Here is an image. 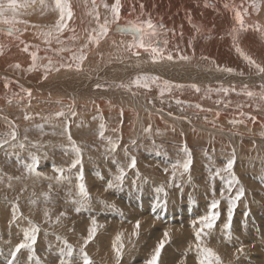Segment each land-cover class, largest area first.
<instances>
[{
	"label": "rangeland",
	"instance_id": "374dc122",
	"mask_svg": "<svg viewBox=\"0 0 264 264\" xmlns=\"http://www.w3.org/2000/svg\"><path fill=\"white\" fill-rule=\"evenodd\" d=\"M34 24H36V23L34 22ZM51 24L52 23H49L48 27ZM4 48H3V50L5 51ZM41 52L42 51L40 50L39 53L43 54V52L42 53ZM4 53H7V52L5 51ZM109 57L112 58V59L115 58L113 56H109ZM43 59H42V62H43ZM112 59H110V61H112ZM45 60H47L46 57H45ZM24 65L25 64H22L21 66L23 68H25ZM109 69L111 70L110 65L106 66V67H103L100 70V72L98 70L91 71V72H90V70H86L87 73L89 72L88 73L89 77H91V79L93 80V85L95 87L93 86V88H91V89L94 92L96 97H93L92 99H90L92 103L89 102L90 100L89 101L88 100L87 101L86 100L82 101L81 103L83 104V102H84V104H85V105L82 106L83 109H85L88 106V104L90 105V106L87 107L89 109L88 110L89 112H90V110L92 111L93 109H97V111H99V109L97 107H101L102 106L100 111H99V112L102 111V114H103V112H106L107 110L112 112V110L117 111V110H121L122 109V108H118L120 105L117 107L118 109L117 108L116 109H110L109 106L107 107L108 103L111 102L110 100H113V99L117 98L116 90L119 87H117L116 84H118V82L120 83V81H121V80H115L114 81V80L104 79L103 76H102L103 73H104L103 71H107ZM30 73L31 74L32 73L33 74L43 73V69L42 68H38L37 70L32 71ZM153 76H155V75H153ZM100 78H101V80H100ZM133 79H131V80H133ZM131 80H126L124 83L127 84ZM15 81H17V80H15ZM95 82H98V83L102 84L103 87L97 88ZM104 82H105V84H104ZM4 88H5V85H4ZM112 89H115V90H112ZM123 89H125V88H123ZM152 89H153V90H151L152 92L151 91H147V90H146L147 92H145L144 89H141V91H140V89H136L133 86V88L131 90H127V89H125V90H127L129 93L131 91L132 94L137 92L136 94H138V95L135 94L136 95L135 97L138 98V100H141V101L146 99V100L143 101L144 103L141 102V101L140 102L142 104H144V105L146 104L147 106H150V107L152 106L153 108L158 105V108L161 109L160 105L157 104V102H155L154 100H156V101L158 100L159 101L158 103H161L160 101L163 100L162 101L163 104L161 103L162 104L161 105L162 109L164 108L163 110L166 113L169 111L167 114L172 113V117H180V115H181V117H185L184 113L186 112L187 113L186 117L190 116L189 119L192 117L191 118L192 120L198 121V119L197 120L193 119V118H195V112L191 110L190 106H189V108L185 107V110L186 109L187 110L190 109L189 111L191 113L188 112L187 110L186 111L184 110V113H183V110L181 112V109H184L183 108L184 106H180V108H181L180 109L175 104L176 100H174V99L177 98L179 95L180 96L178 98H182L183 97L184 99H186L185 101L188 102L186 104L187 106L189 104H195V102L193 103L192 101H190V95H188L189 93L185 94V92L184 93L183 92L182 93L181 92H179V93L175 92V94L173 93V95H169L171 93H165L164 99H163V97H161L162 99L160 100V98H159L160 96H158L159 89L156 88L155 86H153ZM175 89L176 88H174V91H175ZM9 90H11V88L7 89L6 92H8ZM13 90L16 93L20 92L19 90L18 91L15 90V89H13ZM31 90H32V93H37V92H34V91H37L38 89L37 90L36 89L35 90L31 89ZM38 91H40V90H38ZM176 91H183V90L177 89ZM40 92H42V91H40ZM148 92H150L149 93L150 96H149ZM42 93H40V94L44 95V92H42ZM139 93L145 94V95L143 96V95H141ZM101 94H104V95L102 96ZM167 94H168V96H167ZM127 95H128V93L124 94L123 98H126V97L128 98ZM132 96L133 95H130V97L128 99L129 100L136 99V98H134ZM142 96H143V98H142ZM146 96L148 97V99L150 97V102L154 101L153 103L155 104V106L152 104V102L149 104V100L147 99ZM156 96H158V97H156ZM170 96H171V98H170ZM203 96H204V94L199 96V99H203L202 98ZM36 97H37L36 94H33L31 100H35ZM61 97H62V100H64V99L68 100L67 97H64V96H61ZM172 97H174V98H172ZM10 98H11V103H9V101H8V103L11 104V105H15V103L13 102L12 97H10ZM37 98L40 101V98L39 97H37ZM187 98H189V99H187ZM212 98L213 99H211V100L215 101L216 99H220V96L217 97V98H215V97H212ZM99 99H101L102 101L99 100ZM165 99H167L168 101H166ZM38 100L34 101V102L36 104L37 103L41 104V101L39 102ZM207 100H209V99H207ZM225 100H227V98ZM228 100H231L233 102L232 98H228ZM167 102L168 103L172 102L173 109H174V110L172 109L173 111L171 110L172 112L170 111L171 105L168 106ZM35 103H33V104H35ZM102 104H105V105H102ZM37 105H39V104H37ZM80 106H81V104H79L78 106L76 105V108L79 107L80 109H82V107H80ZM105 106H106V108H104ZM128 106L127 107L124 106L123 109L124 110L126 109L128 111L130 110L131 112L133 110L134 113L136 112L135 116H137L136 117L137 120H134L136 122L137 121L140 122V120L138 118L139 113L140 114L143 113L142 117L144 115V119H145L146 113L149 114V112H151L150 111V107L148 108V110H146V108L141 110V109H136L133 105H128ZM130 107H131V109H130ZM165 107H166V109H165ZM105 109H107V110L105 111ZM175 109L179 110L180 114ZM41 110H44V111L40 112V113H42L41 115L38 114L36 117L34 116L33 120H29V122L23 123V126L21 124V126L19 127L20 131L18 130V133H19L20 138H22L23 135L25 134L24 130L26 128L30 129V131H28V133H27V135L29 136L30 140L39 141L41 143L44 142L43 144H45V147L43 148V150H40V151L37 152V154L41 156V161H40V165H39L38 171L44 173L45 176H49V175L50 176H55L57 174L53 171V164H56L57 166L67 167L68 164H70V162H71L70 159L73 158V155L71 153L65 154L63 152V150L59 147V145H61V144H67L68 143L67 137L63 136V135H59V134L51 135L50 133L53 130L51 125H48V124L45 125V132H47L49 134L48 135H44V136H41L40 132L37 131L35 129V127H33L35 124L43 123V121H41V117H44V116H47V115L50 114L48 109L45 110V108H43ZM166 110H168V111H166ZM212 110L215 111V109H212ZM85 111H87V110H85ZM97 111L93 110L92 112H90L92 115L90 114L89 118L90 117H92V118L88 119V122L90 121L92 124H90V122L88 124L86 121H84L83 118L79 119L80 118L79 116H75V118L77 117L78 119L77 118L75 119L73 117L72 118V122H74V123H71V126H72V124L75 126V124L77 123V125L74 128H73V126L71 128L72 138L77 142V144H79L83 148V159H84L83 161H84V172H85L86 182L87 183H88V181L91 182V183L89 182L87 185L89 186L88 189H89L90 195L92 197V200H91L92 204H90L89 209L83 210L80 213L75 212V210H74L75 206L70 203L69 198L67 199V196H66L68 191H69V189H72L73 190L72 192L75 195V191L76 190L74 191L75 187L73 186L77 182L76 180H74L75 178H73L74 183H73V180H72L73 184L72 183L69 184L67 182H63L61 184H57L54 180H53L54 181L53 182V181H49L47 179L40 178V177L36 178V177H34V175H27V173L24 172L25 171L24 168L17 161L15 156L8 157V156L5 155L3 150H0V163H1L0 164V175L6 174V175H4V179L0 180V203H1V206H0V255L1 256H0V258L1 259L3 258L0 261V264H4L6 262L8 264V260L10 258H9V255L6 256L7 258L5 257V255L7 253L10 254V252L14 249L15 245L17 243L21 242V240L23 239L22 229L29 227L28 220H31V221L35 220L34 223H36V224L39 223V225H40L41 232H40V234L38 236V241H37V245H36V256L39 258L40 261L43 262V264H59L60 259H62L61 255L58 254V253H59V248L63 247V244H62V240H58L57 239V236H59V237L61 236V238L67 239L68 243L72 244L74 249L76 250L73 253L74 257H72V264H83L82 260L80 259L79 248L81 247V244L84 243V238L87 236V229L90 226L92 217H95L96 220L98 221V223L102 226V227H100L98 229V232H97L95 238L87 244L88 246L85 247V251L88 253L89 257H91V259L93 261V264H103V263L104 264H117L115 252L112 249V244H113V241H114L116 235L118 233H121V232H123L125 234L124 238H126L127 240L124 239V241H123L124 242L123 256L119 260V264H146V261L151 258V256H152L155 248L157 247L159 241L164 237V232L165 231L169 232L171 239L165 244L164 248L161 250L159 264L160 263L161 264H167V263L168 264H198V255H197V253L194 250V246L197 243V241H196V239H194L195 238V235H194L195 229L193 227H191L192 226V221L193 220H198L199 216L206 214V212L208 210V206L210 204V201L213 199L212 187L215 188V198H217V199H220V193L222 191H225V189L227 187V179H228L227 174H222L223 177H224L223 179L221 177H217L215 179V181L212 182V184L210 186V182L208 180V168L210 166V167L213 168V170H215V168L223 167V165L226 163V159L230 157L232 149L234 148L235 151H237L236 147H235L236 146L235 143L238 142V139H236L237 140L236 141L235 139H232V136L237 138L236 135H237V131L238 130L237 129L236 130H232L233 132L231 133V136L228 139L230 141H227L229 144L227 145L226 143H224V146H225L224 147V146H221V145L217 144V139L218 138H226L228 136L226 134H225L226 137L217 135L214 132H212L210 130V128L198 129V131L195 132V133H197L196 135H195V133L193 134L192 131H191L190 133L193 134V137H195V136L197 137V139L195 137L194 139H196V140H194V139H190L191 134L189 135L188 130L186 131L185 129H178V128H181V126H179L178 128L172 127V126H168V128L170 127L169 129L168 128H166V129L162 128L161 129V127L154 128V124H153V126H152V129H154V130H152L153 132H151L149 134V133H146L142 129L144 131V133H142L143 131L141 130L142 131V132L140 131L141 135L139 133H137L138 130H136L137 132L135 131L134 133H133V131H131L132 129H136V127H131V129H129V130H128V128L125 127L126 131L128 130V133L130 132L129 133L130 136H129V134L125 131L127 133L126 134L124 132V130H123L124 133H122L121 130H122L123 127H118V129H117L118 131L114 132L113 131L114 129H111L112 126L106 125L105 127H106V131L107 132L105 131V136H111L113 139H116L117 137H120V147L117 148V150H116V152L114 154H112L110 156H105L104 150H105V147H107V141L100 138V136H99V124H97V121H98V123L99 122L100 123L101 122H103V123L106 122V124H107V121L103 120V119L106 118L104 116V114L100 115L99 112H97ZM140 111H142V112H140ZM174 111L177 112V114H176L177 116L175 115L176 112H174ZM249 111H251V110H249ZM0 112H1L0 116H4V117H7V118L9 117V115L6 114L5 112H2V111H0ZM95 112H97L98 114L95 113ZM93 113L96 114V115H94ZM244 113H248V114L251 115V113H249L247 111H245ZM97 115H98L99 118L97 117ZM99 115L103 119H101V117ZM173 115H175V116H173ZM192 115H194V117ZM230 115L233 116V118L237 117L235 114H230ZM259 115L264 117V114H259ZM94 117H96L97 121L93 119ZM169 117H171V115H169ZM206 117H208V116H206ZM63 119L64 118L61 119V126H59V127H57L55 129V131L57 133H59L61 131V129L63 128V126H64V123H62ZM12 120H14V119H12ZM34 120H36V121H34ZM178 120H181V119H178ZM209 120L208 121L206 120V121L209 122ZM168 122H169V120L166 121L167 125H168ZM28 123L30 124L31 127L28 125ZM94 123H95V125H94ZM199 123H201V122L199 121ZM79 124H80V126H79ZM81 124H82V126H81ZM209 124L214 125L213 123H209ZM215 124H217V123H215ZM119 125H123V121ZM151 125H152V123H151ZM220 126L222 127L223 125H220ZM171 127H172V129H171ZM85 128L86 129L89 128L87 130V132H89V133H87L85 131L86 130ZM138 128H140V127H138ZM144 128H146V126ZM157 128H159V129L156 130L157 131L156 132L155 129H157ZM2 129H3V132L8 131V127H1L0 126V133H3ZM90 129H92V130H90ZM167 129L169 130V132H168ZM173 129H175V131ZM242 129L245 130L243 125H241L239 130H242ZM162 130L164 132H162ZM171 130H173V131H171ZM176 130L178 131L177 133H176ZM202 130H203V132H202ZM246 130H247L248 133L250 132L251 136H253L255 134V133H252V131H250L249 129H246ZM159 131H161V132H159ZM200 131H201V133H200ZM204 131H205V133H204ZM78 132H80V133H78ZM171 132L172 133L174 132V133L172 134ZM181 132L183 133V135H182ZM211 132H212V134H211ZM239 132H241V131H239ZM263 132H264V130H263ZM131 133H133V134H131ZM123 134H125V136H127L129 138L124 137ZM199 134H201V135H199ZM206 134H208V135H206ZM93 135H95L94 136L95 138L93 137ZM204 135L207 137V139H206V137ZM255 135H260V134H258L256 132ZM157 136H159V137H157ZM183 136H185V137H183ZM198 136L200 138H198ZM217 136H218V138H217ZM182 137H183L184 140L181 139ZM202 137L203 138L205 137L204 141H205L206 144H204V141L201 140ZM263 137H264V135H263ZM215 139H216V141H215ZM244 139L245 140H249V138H247V137H244ZM65 140H67V141H65ZM130 140L131 141L135 140L136 141V145L133 146L131 144ZM209 140L212 141V142L209 143ZM153 141H155V144H156L155 146L153 145ZM232 141L233 142L235 141V143H233ZM185 142L187 143L188 147L191 149L192 155H193V165H192V168H191V177L192 176L193 177H192L191 183L187 182L188 176H185L183 178V181H182L183 188L181 190V188H178L174 184L169 183L170 173H165L163 171V168L168 166L170 163L174 162L176 159H178V158L182 159L183 158L182 154H179V149ZM193 142H194V144H193ZM125 145L128 146L129 153L131 155H135L136 158H137V168L139 169V172L141 173V181L146 177L147 178V182L146 183H142L140 189L138 190L137 186L133 185V180L136 179L135 170H129L128 171V175H127L128 177H126L125 184H124L122 190L116 191L114 189H108L106 191L105 188H106L107 180L111 179L112 175L117 173V165L113 163L112 156L114 155L115 159L118 160L121 165L125 166L129 162L128 157L125 156L124 151H123V148H124ZM217 146H219V148ZM227 146H228V148H227ZM16 151H19V150L17 149ZM32 151H37V150L36 149H32ZM45 152L47 153V158L43 157V153H45ZM157 152H159V155H157ZM205 152L207 153V155H205ZM238 155H239V153H236L237 160H236V163L234 165V172H235V175L237 177H239V180H241L240 184L245 189V196L241 198V200L238 202L236 208L234 209L233 218H232V227H231V238L230 239L228 238V236L226 234V231L224 230V224L227 222V210H228V204L227 203H228V201L226 199H221L219 211H220V213L221 212L222 213L220 214V217L217 220L216 225H215L214 229L212 230L211 234L209 235V237H206L204 239V243H206V246L208 245L207 247H210V248L214 249L219 255H221V258L223 260V264H250V263L251 264L252 263L253 264H262L263 263L264 264V252H263V250H264V241H263L264 240V238H263L264 237V229H263V227H264L263 226L264 225V180L261 179V177H264V169H263L264 168V161L260 160L261 164H259L260 162L258 160H256V159H253L252 161H249L251 159H249V160L248 159L247 160L246 159H242L240 157V155L239 156ZM21 158L24 159L26 162H30V159L28 158V153L27 152H22L21 153ZM209 158H211V159H209ZM195 161H197V162H195ZM12 164H16L17 166H14V165L12 166ZM16 167H18V170L16 169ZM20 167L23 170H20L21 169ZM153 167H156V168H153ZM260 168H261V170H260ZM49 171H51V172H49ZM73 171L75 172V170H73ZM96 172H98L104 178L101 179L100 175H97ZM152 172H154V173H152ZM20 175H23V176H20ZM8 176H13V177L19 176V177H21V179H20V181L13 179L11 181V183L14 186L12 185L11 187H9L8 186L9 181L7 179ZM148 176L149 177L151 176L152 179L149 178ZM156 177H158L157 180H156ZM98 178H99V180H97ZM92 182H94V183H92ZM98 182H100V183H98ZM15 183H17V185ZM34 183H35V186H34ZM49 183L52 184V191H51V199L52 200L47 205H45L42 202L43 201L42 193L49 191V189H48ZM138 183H140V182H138ZM29 184L32 185V186H29ZM161 184L165 185V191L167 192V199H168L167 201L168 202H167L166 206L163 205V199H164L163 194L157 193L155 191V189L157 187H159ZM38 186H40V187H38ZM55 186H57V188ZM19 187H22V188H19ZM23 187L25 189L27 188L26 192H25V189ZM36 187L38 189H36ZM149 187H151V188H149ZM237 187L234 186L232 188V194L233 195L235 194V191H236ZM54 188H56V189L54 190ZM64 188H66V190ZM34 189H36V190H34ZM62 190H65L64 191L65 193H63ZM40 191H41V193H40ZM55 191H57V192H55ZM129 191H130V193H129ZM33 193H35V195H33ZM58 193H60L61 195L58 194ZM62 193L64 194L63 196H62ZM25 194H28V195H26L28 197L22 198L21 195L24 196ZM206 194H208V195H206ZM225 194L227 195V192H225ZM137 196H139V197H137ZM144 196H146V198ZM33 197H35L34 199L37 200L38 203L31 204L29 202L30 200L33 199ZM52 197H54V199H56V201ZM17 198H18V201H17ZM57 198L58 199L60 198V199L58 200ZM63 200L64 201L66 200L65 203H64ZM39 201L42 202L43 204L42 205H41V203L39 204ZM52 202H54V203L52 204ZM104 202H107V204L104 203ZM13 203H18L19 204V212L22 214V216L20 218H18V220L16 222L10 224V221L12 220L11 210H12ZM56 203L57 204L59 203L62 207L60 205H56ZM62 203H64V205ZM111 204H115L116 209H118L119 211H117L116 209H112V208L107 206V205H111ZM43 205H45V206H43ZM50 206H53V207H50ZM37 207H39V208H37ZM40 207H42V208H40ZM45 207L50 208V210L52 212V213L50 212L51 219H52L51 222H49L48 220L46 222L47 218L44 216V211H43ZM61 208H62V210H60ZM151 208L154 209V210H152ZM33 209L34 210L36 209V210L33 211ZM37 210L38 211L42 210V211L38 212ZM70 211H72V212H70ZM93 211H95V212H93ZM103 211H105V212H103ZM61 212H65V213H67V215L61 217V220L59 222L60 224L59 223L57 224L55 222V219H56L55 216H58ZM90 212L91 213L93 212L92 213L93 216L91 215ZM30 213L32 215H30ZM71 213H73V214H71ZM121 213H122V215H121ZM134 213H135V215H134ZM25 214H27V215H25ZM155 215L158 218L155 217ZM23 216L27 217V219H23L22 220V218H24ZM85 216L87 217V220L85 219L86 218ZM240 216H241V218H240ZM78 217H80V218H78ZM251 217H253V218H251ZM68 218L69 219L71 218V219L68 220ZM112 219H114V220H112ZM237 219H238V221H237ZM83 220H85L86 223L88 222L87 223L88 225ZM66 221H67V224H66ZM76 221L77 222L79 221L81 224L79 222L76 223ZM136 221H140V225H141L140 229H142V228L143 229L140 232V234L137 237V239L134 236H133V239H132L131 238L132 237L131 233L133 232L132 230H134V226L136 224L135 223ZM123 224H125V225H123ZM173 224H175V225H173ZM259 224H260V226L262 228L259 226ZM17 225H19V226H17ZM68 225H70V226H68ZM119 225L120 226L122 225V226L120 227ZM126 225H127V227H126ZM122 228H124L123 230H125V232L122 230ZM252 228L254 230H256V231L252 230ZM244 229L245 230L247 229V231H245ZM67 230H68V232H67ZM43 231L44 232L47 231V233H50V234L45 235ZM64 231H65V233H64ZM130 231H131V233H130ZM191 231L194 232L192 234L193 237L190 235L192 233ZM72 232H73V234H72ZM256 232L258 233V235H256L257 234ZM259 232H260V234H259ZM246 233H249L250 235L246 234ZM15 234H16V236H15ZM113 234H114V236H113ZM52 235L54 236V238H53ZM247 235H249V236H247ZM260 235H263V237L260 236ZM189 236L192 237V238L191 237L190 238L193 239V241H191V239L188 238ZM251 236H253V237H251ZM46 238H48L49 240L46 239ZM98 238L100 239V241H99ZM255 238H256V241H255ZM101 241L102 242L105 241L107 244L105 242L103 244ZM189 241H191V243ZM217 241H219V242H217ZM144 242L146 243V245L148 244V249H147V246H144L145 245ZM126 243L128 244V246H127ZM149 243H151L150 244V248H149ZM188 243H190V244H188ZM129 244H131L132 246L131 245L129 246ZM183 244H184V246H183ZM209 244L210 245L212 244V245L210 246ZM215 245H217V246H215ZM94 246H95V249H94ZM180 246H182V247H180ZM190 246H191L192 249L190 248ZM241 246H243L244 252L243 253H238L237 249H239ZM250 246L252 247V249H251ZM103 247L106 248V249L104 250ZM142 247L143 248L146 247L145 248L146 250L143 249V251H142L141 250ZM257 247H259V248H257ZM8 248H10L11 251H10V249L8 250ZM86 248H89V249H86ZM260 248H262V254H261V250H259ZM101 249L103 250L104 253H106L105 251H110V250H111L112 253H110L111 254L110 256L109 255L108 256L107 255H103V257H101V255H98L99 252H102ZM135 249L137 250V252L135 251ZM145 251H147V252L145 253ZM142 252H144V253H142ZM257 253H260V255H262V258ZM52 254H53V256H52ZM132 254H133V256H130ZM183 254H185V255H183ZM253 254H254V256H253ZM54 257H55V259H54ZM140 257H142V258H140ZM249 257H250V260H249ZM257 258L260 260V261H258V263H257V260L255 261V259H257ZM21 259L22 260L24 259L26 261H24V260L22 261ZM169 259H170V261H167ZM19 261L22 264H26V263L27 264H37V261L35 259L30 258V253L27 250H22V252L20 254H18L16 264H20ZM186 261H187V263H186Z\"/></svg>",
	"mask_w": 264,
	"mask_h": 264
},
{
	"label": "bare ground",
	"instance_id": "6f19581e",
	"mask_svg": "<svg viewBox=\"0 0 264 264\" xmlns=\"http://www.w3.org/2000/svg\"><path fill=\"white\" fill-rule=\"evenodd\" d=\"M5 2H7V0H5ZM20 2H23V0H20ZM46 5L47 6H41V4L39 3V0H37V3L34 6L28 7L26 9H20V12L22 13V15H20L18 17V19L20 20H26L28 21V24H18L17 27H20L21 29L26 28V31H23L21 34H19L20 39H17L16 36H8L6 32H0V44L4 45V49L7 53L2 52V54H0V111L5 112L6 114L9 115V117L7 118L10 121H15V124L18 125V130L20 131L19 127L23 126V123H27L29 122V120H25L24 119V114L25 111L29 114H34L33 116H37V114L41 115L42 111L41 110L43 108L48 109L50 114H53L59 110H61V108H63L64 106L68 105V104H72L74 101V110L76 111L77 115L81 118L84 119V121H86L88 124V119L92 118L90 116V112H92L93 110L97 111V109H93L92 111L90 110V112L88 111L89 109L87 108L88 106H90L88 104V106L83 109V104L81 103L84 100H90L93 97H96L94 92L92 91L91 88H93V80L91 79V77H89V72L87 73L86 70H90L91 71H95L98 70L100 72V70L103 67L109 66L111 67V70H107V71H103V78L107 79V80H121L120 83H124L126 80H131L134 77H136L138 74H142V73H147L150 75H155L161 78V80H168L171 81L173 84H177V85H185L184 88H182L181 90L183 91H176L177 88L175 89V91L173 90V92L169 95H173V93H179V92H185L189 93L188 95H190V101H192L193 103H200L202 105L203 108L207 109V108H211V109H215V111H201L199 109H196L195 107H191V110L195 112V118L193 119H198V121L192 120L191 118L189 119L190 116H188L187 120L185 119H181L178 120L176 119V117H169V114L162 109V98H160V102L162 103H158L159 101L154 100L155 102H157V104L160 105L161 109L158 108V105L156 107H150L147 106L146 104H142L141 100H138V98H136L135 96L138 95H134L132 94V92L130 91V93L123 89V88H117L116 90V99L110 100L111 102L108 103L107 107L109 106L110 109H116L119 105L118 108H122L124 106H128V105H133L136 109H141L143 110L144 108H146V110H148V108L150 107V111L149 114L146 113V117L144 119V115L142 117V114L139 113V121H134L137 120V116H135L136 112L134 113L133 110L132 112L129 110H124L123 109V116L121 117L120 115V111L121 110H112L108 111L107 109H105L106 112H103L105 119L107 121L104 123L105 126H112L111 129H116V131H118V127H123L122 128V133H124L126 131V128L131 129V127H136V129H132L131 131H133V133L138 130L137 133L140 134V131L143 129H145L144 127L148 126L149 124L153 126L154 124V128L156 127H161L162 128H168V126H172V127H176L178 128L179 126H181V128L178 129H185L186 131L188 130L189 135L191 134L190 132L192 131V133L194 134L195 132L198 131V129L201 128H210V130L212 132H214L217 135L220 136H225V134L228 136L226 138H218L217 136V144L224 146V143H226L227 145L229 144L227 141L231 136V133L233 132L232 130H238L237 131V138L232 136V139H238V142L235 143V141L233 143L236 144V153H239L240 157L242 159H251L249 161H252L253 159L258 160L261 164V161H264V137L263 135H261V133H264V117H262L259 114H264V103L261 104V108L257 109L256 108V103H258L257 100H253L248 98L247 96H245L243 94V86L247 85L248 89L251 91H255V92H259L261 91V85L264 84V74H257L256 69L253 67H250L247 63V61L243 58V56L238 53L236 51V45H239V47L249 56H251L257 63L261 64L262 66H264V34L261 33V31H257L252 27H246L245 30L242 31H238L237 33V40L234 44L233 42V38H232V29L233 28H238V24L235 21L234 18V12L232 11V7L231 6H235L240 8L241 11H243V7H241V5L243 4L244 7H248V14L245 15L244 19H245V24L246 25H256L259 24L262 28H264V0H257L258 3H260V11L256 12L251 6V0H214V4L215 7H206L205 3L206 0H121V4H122V10H121V24H123L125 21L128 20H134V19H146L149 16L151 17L153 23L159 25V24H163L164 28L160 30V36H159V40L163 41V40H167L168 41V45L167 48L165 49V51H173V54L176 55V51H175V46H179L180 50H182L185 54L187 55H192L193 54V49L195 50V54L194 57L191 61L189 62H185V61H180V60H173V61H163V62H157V63H153L150 60V56L148 53L144 52L143 49H140V57H136L135 55H133L131 52L126 51L125 50V46L124 44H121V41H124L125 43L127 42H131L133 40V35L129 34V33H125V34H120L119 32L116 31H110L108 36L106 38H104L99 46L96 45H90L89 48L87 49V59L84 61L83 63V67L82 70L77 71L75 70V68L69 70L66 68H61L59 72H50L48 74V78L44 79L43 78V73H36V74H31L29 71H27L28 66L31 64V56H30V52L32 51H36L37 49L34 47L36 45L39 46V51H38V57H40L41 59L38 61L39 64H46L48 62V58H51L57 66H59L60 63H64V62H70L69 58L71 56V51H65L63 53H59L57 54L56 52L52 51L51 49H59L61 47H66V48H70L72 49V51H76L77 49H79V47L81 45H83L86 40H87V35L88 32H86L85 30L88 29L90 30L91 28L95 27V22L93 20V18L88 14L90 9L92 8V0H70L71 4H72V8H73V17L70 21H68L69 24V28L71 29H75V34L79 37L78 40L76 41H72L69 39V37L71 35H73L72 32L70 31H65L62 35H61V39L64 41L63 45L56 43L55 40H52L51 44L49 45L48 43L45 42L44 38L40 35V33L42 32H46L49 31L56 23V20L58 19V12L57 11H53L52 7L54 6V0H45ZM109 3L111 4L113 2V0H96V4L99 5V11L101 13V17L103 19V17L105 15H107L106 10L103 7V3ZM209 3H212L213 0H208ZM227 3L230 5L229 8H224V4ZM143 4L144 7L143 9L140 8V5ZM191 21V22H190ZM34 22L36 24H34ZM52 23L49 27L48 24ZM199 24L200 25V31L197 32L196 29H194L192 27V24ZM3 27V26H0ZM113 28L115 27L114 25L112 26ZM174 30V32H173ZM181 33H183V35H181ZM113 41H115L116 43L113 44ZM25 44L29 45V52H24L23 48L25 46ZM46 49H49L48 51H46ZM40 50L43 52V54H40ZM41 52V53H42ZM109 56H113L115 57L114 59L110 58ZM202 56L208 57L207 60L201 59ZM45 57L47 58V60H45ZM44 58V59H43ZM43 59V62H42ZM110 59H112V61H110ZM215 62V63H213ZM19 63L20 65L25 64L23 68L21 66L20 69H16L13 67V65ZM216 65H219L221 68L223 67H229V68H233L235 69V72L233 73H227V72H223V71H218L216 68ZM104 70V69H103ZM243 72V75H240L239 73ZM92 75V74H91ZM96 75V74H95ZM5 79L13 81V83L9 84V86L5 89L4 85H5ZM17 80L18 84L15 83ZM99 80V79H98ZM101 80V78H100ZM104 81V80H103ZM96 85L98 82H95ZM108 83V82H107ZM114 83V82H113ZM112 83V84H113ZM118 82V84H120ZM100 84V83H99ZM105 84V82H104ZM116 84V85H118ZM192 84H196L199 85L202 89L201 92L197 93L195 92L191 87H188L189 85ZM223 85L224 87H231L234 86L236 88L235 92H230L228 94L227 97H223V98H232L233 102L232 104L225 108L223 106V104L221 105H217L214 104L213 100H207V99H199V96H201L202 94H204V91L207 87H212V88H217L220 85ZM20 85H23L24 88L27 89H38L42 92H44V95H41L40 91H34L37 93H32L36 94L37 97L40 98L41 104L37 103L39 105H37L34 101H37L38 98L36 97L35 100H31V104L28 105V101H27V97L25 96V99L23 102L21 103H17V100L19 99V97H15L13 98L12 94L14 93V90H19L21 95H24V93H21L20 90ZM95 87V86H94ZM11 88V90H9L8 92H6L7 89ZM135 88V87H134ZM111 89V88H110ZM116 89V88H115ZM112 89V90H115ZM109 90V89H108ZM111 90V91H112ZM153 90V89H152ZM97 91V90H96ZM126 91V92H125ZM141 91V89H140ZM135 92V91H134ZM145 92H147L145 90ZM144 92V93H145ZM152 92V91H151ZM16 93V92H15ZM128 93V98L130 97V95H133L132 97L136 98L133 100H129L127 97L123 98L124 94ZM137 93V92H135ZM150 92H148L149 94ZM180 93V94H181ZM43 94V93H42ZM141 94V93H139ZM102 96L104 94H101ZM141 95H145V94H141ZM184 95V94H183ZM67 97V99L69 100H62V97ZM140 96V95H139ZM142 96V98H143ZM150 96V94H149ZM159 96V93H158ZM156 96V97H158ZM168 96V94H167ZM180 96V95H179ZM178 96V97H179ZM186 96V95H185ZM223 96V94L220 95V98ZM8 97V98H7ZM10 97H12L13 102L15 103V105H11L8 103L9 99H11ZM105 97V96H104ZM147 97V96H146ZM155 97V96H154ZM175 98L174 100H181V101H185L186 99L182 98ZM212 97H219L217 96V94L214 92L212 94ZM100 98V97H99ZM103 98V97H102ZM141 98V99H142ZM171 98V96H170ZM174 98V97H172ZM98 99V98H97ZM96 99V100H97ZM140 99V98H139ZM148 99V97H147ZM164 99V97H163ZM189 99V98H187ZM213 99V98H212ZM101 100V99H99ZM108 100V101H109ZM149 104L152 102H150V97H149ZM152 100V99H151ZM166 101H168L167 99H165ZM172 100V99H171ZM39 101V100H38ZM39 101V102H40ZM57 101H61V103H57ZM102 101V100H101ZM105 101V100H104ZM141 101V102H140ZM153 101V102H154ZM165 101V102H166ZM170 101V100H169ZM91 102V100L89 101ZM88 102V103H89ZM146 102V101H145ZM152 102V104L155 106V104ZM35 103V104H33ZM92 103V102H91ZM144 103V102H143ZM238 103H242L245 105H251V107L245 106L243 109H238L236 107V104ZM79 104H81L80 107H82V109H80L79 107L76 108V105L78 106ZM166 104V103H165ZM177 105V107L180 108V106H184V109H181V112L183 110H185V107L189 108V105L187 106L186 104H180L178 105L177 103H175ZM174 104V105H175ZM101 105V104H100ZM105 105V104H102ZM167 105L170 106L171 105V109L170 111L173 109V104L172 102L168 103ZM92 106V105H91ZM102 107V106H101ZM101 107H97L100 111ZM129 107V106H128ZM176 107V108H177ZM90 108V107H89ZM106 108V106L104 107ZM117 108V109H118ZM178 108V109H179ZM251 110V111H249ZM109 109V110H110ZM129 109V108H128ZM131 109V107H130ZM166 109V107H165ZM168 109V108H167ZM40 110V111H39ZM81 110V111H80ZM87 110V111H85ZM174 110V109H173ZM172 110V111H173ZM176 110V109H175ZM187 110V109H186ZM185 110V111H186ZM190 109H188L187 111H189ZM65 111H67V109L65 108ZM97 111V112H99ZM104 111V110H103ZM171 111V112H172ZM179 113V110H176ZM174 111V112H176ZM219 111L220 115L217 117L216 116V112ZM243 111H247L249 113H251L252 117H255V121H253L252 119H249L247 116H240V112ZM47 112V111H46ZM95 112V113H97ZM142 112V111H140ZM146 112V111H145ZM222 112V113H221ZM224 112V113H223ZM1 113V112H0ZM138 113V112H137ZM186 113V112H185ZM185 117L187 115V113L185 114ZM191 113V112H190ZM94 114V113H93ZM98 114V113H97ZM100 115L102 114V111L99 112ZM177 114V112L175 113V115ZM180 114V113H179ZM182 114V113H181ZM189 114V113H188ZM230 114H235L237 117H234L235 119H241L244 120L243 124H238V125H233L231 123H229L230 120L234 119L233 116H231ZM3 115V114H2ZM92 115V114H91ZM96 115V114H94ZM99 115V116H100ZM173 115V116H175ZM229 115V116H228ZM177 116V115H176ZM194 117V115H192ZM207 117V121L209 120V122H207L204 117ZM210 116V117H209ZM98 117V115H97ZM101 117V116H100ZM181 117V115H180ZM40 118V117H39ZM75 118V117H74ZM77 118V117H76ZM75 118V119H76ZM99 118V117H98ZM143 118V119H142ZM14 119V120H12ZM61 119L62 118H56L53 120V124H56L59 126H61ZM74 119V120H75ZM78 119V118H77ZM37 120V119H36ZM34 120V121H36ZM92 120V119H91ZM96 120V117L95 119ZM93 120V121H94ZM99 120V119H98ZM168 125L166 124V121H168ZM191 121V123H189L188 121ZM33 121V122H34ZM42 121V119H41ZM97 121V120H96ZM102 121V120H101ZM123 121V125H119L121 124ZM199 121L201 123H199ZM38 122V121H37ZM76 122V121H75ZM83 122V121H82ZM62 123H64V119L62 121ZM74 123V122H72ZM81 123V122H80ZM103 123V122H101ZM100 122L97 124H101ZM209 123H213L209 124ZM217 123V124H215ZM87 124V125H88ZM90 124H92L90 122ZM25 125V124H24ZM27 125V124H26ZM28 125L30 126V124L28 123ZM77 125V123L75 124V126ZM86 125V126H87ZM95 125V123H94ZM93 125V126H94ZM220 125H223L222 127ZM241 125H243V127L246 129H249L250 131H252V133L256 132L260 135H253L251 136L250 132L248 133L247 130H239V128L241 127ZM0 126L1 127H7V123L4 120V116H0ZM73 128L75 127L72 124ZM71 126V128H72ZM80 126V124H79ZM82 126V124H81ZM85 126V125H84ZM92 126V125H91ZM107 126V127H108ZM31 127V126H30ZM34 127V126H33ZM97 127V126H96ZM126 127V128H125ZM130 127V128H129ZM140 127V128H138ZM171 127V129H172ZM83 128V127H82ZM90 128V127H89ZM88 128V129H89ZM92 128V127H91ZM94 128V127H93ZM106 128V127H105ZM109 128V127H108ZM170 128V127H169ZM168 128V129H169ZM6 129V128H5ZM22 129V128H21ZM86 129V128H85ZM86 129L85 131L87 132ZM110 129V128H109ZM159 128L155 129L158 130ZM160 129V130H161ZM167 129V130H168ZM263 129V130H262ZM24 130V129H23ZM92 130V129H90ZM120 130V129H119ZM124 130V132H123ZM128 130L126 131L128 133ZM142 130V131H143ZM154 130V129H152ZM164 130V129H163ZM162 130V132H164ZM166 130V131H167ZM111 131V130H110ZM141 131V132H142ZM173 131V130H171ZM175 131V129H174ZM206 131V130H205ZM204 131V133H205ZM208 131V130H207ZM241 131V132H239ZM3 132V129H2ZM22 132V131H21ZM85 132V133H86ZM107 132V131H106ZM115 132V131H114ZM125 132V133H126ZM153 132V131H152ZM157 132V131H156ZM161 132V131H159ZM169 132V130H168ZM178 131L176 130V133ZM203 132V130H202ZM211 132V134H212ZM80 133V132H78ZM89 133V132H87ZM126 133V134H127ZM130 133V132H129ZM128 133V134H129ZM131 133V134H133ZM144 133V131L142 132ZM172 133V132H171ZM174 133V132H173ZM172 133V134H173ZM182 133V132H181ZM186 133V132H185ZM201 133V131H200ZM203 133V134H204ZM210 133V132H209ZM213 133V134H214ZM120 134V133H119ZM170 134V133H169ZM193 134H191L190 139H194L197 133H195V137H193ZM235 134V133H234ZM118 135V134H117ZM124 137L125 134H123ZM135 135V134H134ZM141 135V134H140ZM183 135V133H182ZM201 135V134H199ZM208 135V134H206ZM95 135H93L94 137ZM130 136V134H129ZM144 136V135H143ZM147 136V135H146ZM175 136V135H174ZM203 136V135H202ZM205 136V135H204ZM216 136V135H215ZM214 136V137H215ZM135 137V136H134ZM137 137V136H136ZM159 137V136H157ZM180 137V136H179ZM185 137V136H183ZM183 137L181 139H183ZM206 137V136H205ZM204 137V138H205ZM244 137L249 138V140H245ZM78 138V137H77ZM76 138V139H77ZM95 138V137H94ZM98 138V137H97ZM129 138V137H127ZM198 138H200L198 136ZM203 138V137H202ZM201 140L204 141V138ZM209 138V137H208ZM126 139V138H125ZM133 139V138H132ZM136 139V138H135ZM180 139V140H181ZM197 139V137H196ZM194 139V140H196ZM207 139V137H206ZM205 139V140H206ZM244 139V140H243ZM79 140V139H78ZM184 140V139H183ZM188 140V139H187ZM63 141V140H62ZM67 141V140H65ZM127 141V140H126ZM131 141V140H130ZM193 141V140H192ZM191 141V142H192ZM216 141V139H215ZM237 141V140H236ZM98 142V141H97ZM202 142V141H201ZM212 141L209 140V143H211ZM44 143V142H43ZM190 143V142H189ZM203 143V142H202ZM169 144V143H168ZM194 144V142H193ZM197 144V143H196ZM204 144L205 141H204ZM208 144V143H207ZM144 145V144H143ZM156 145V144H155ZM95 146V145H94ZM178 146V145H177ZM180 146V145H179ZM100 147V146H99ZM216 147V146H215ZM219 148V146H217ZM225 147V146H224ZM94 148V147H93ZM156 148V147H155ZM228 148V146H227ZM46 149V148H45ZM49 149V148H48ZM60 149V148H59ZM97 149V148H96ZM232 149V148H231ZM43 150V149H42ZM222 150V149H221ZM151 151V150H150ZM154 151V150H153ZM196 151V150H195ZM214 151V150H213ZM102 152V151H101ZM210 152V151H209ZM216 152V151H215ZM211 153V152H210ZM57 154V153H56ZM156 154V153H155ZM171 154V153H170ZM175 155V154H174ZM238 155V156H239ZM123 156V155H122ZM87 157V156H86ZM86 159V158H85ZM195 159V158H194ZM215 159V158H214ZM213 159V160H214ZM71 160V159H70ZM84 160V159H83ZM88 160V159H87ZM170 160V159H169ZM197 160V159H196ZM255 161V160H254ZM156 162V161H155ZM197 162V161H195ZM217 162V161H216ZM3 163V162H2ZM258 163V162H257ZM256 163V164H257ZM1 164V163H0ZM247 164V163H246ZM17 166L16 164H12V166ZM65 165V164H64ZM143 165V164H142ZM258 165V164H257ZM263 165V164H262ZM11 166V167H12ZM19 166V165H18ZM126 166V165H125ZM238 166V165H237ZM3 167V166H2ZM162 167V166H161ZM164 167V166H163ZM206 167V166H205ZM210 167V166H209ZM246 167V166H245ZM21 168V167H20ZM152 168V167H151ZM156 168V167H153ZM250 168V167H249ZM16 169L18 170V167H16ZM264 169V168H263ZM20 170H23L22 168ZM40 170V169H39ZM152 170V169H151ZM251 170V169H250ZM261 170V168H260ZM259 170V171H260ZM247 171V170H246ZM25 172V171H24ZM51 172V171H49ZM103 172V171H102ZM151 172V171H150ZM155 172V171H154ZM152 172V173H154ZM13 173V172H12ZM98 173V172H96ZM105 173V172H104ZM263 173V172H262ZM156 174V173H155ZM19 175V174H18ZM28 175V174H27ZM195 175V174H194ZM23 176V175H20ZM50 176V175H49ZM187 176V174L185 175ZM184 176V177H185ZM245 176V175H244ZM251 176V175H250ZM253 176V175H252ZM36 177V176H34ZM98 177V176H97ZM128 177V176H127ZM149 177V176H148ZM193 177V176H192ZM37 178V177H36ZM74 178V177H73ZM88 178V177H87ZM96 178V177H95ZM151 178V176L149 177ZM158 177H156L157 180ZM168 178V177H167ZM35 179V178H34ZM134 179V178H133ZM152 179V178H151ZM206 179V178H205ZM42 180V179H41ZM75 180V179H74ZM73 180V183H74ZM99 180V178L97 179ZM101 180V179H100ZM106 180V179H105ZM132 180V179H131ZM20 181V180H19ZM18 181V182H19ZM207 181V180H206ZM241 181V180H240ZM247 181V180H246ZM54 182V181H53ZM90 181H88L89 183ZM20 183V182H19ZM18 183V184H19ZM24 183V182H23ZM72 183V184H73ZM87 183V182H86ZM87 183V184H88ZM91 183V182H90ZM94 183V182H92ZM100 183V182H98ZM204 183V182H203ZM250 183V182H249ZM253 183V182H252ZM12 184V183H11ZM17 185V183H15ZM13 185V184H12ZM28 185V184H27ZM41 185V184H40ZM68 185V184H67ZM91 185V184H90ZM104 185V184H103ZM215 185V184H214ZM14 186V185H13ZM26 186V185H25ZM29 186H32L29 184ZM35 186V183H34ZM74 186V185H73ZM88 186V185H87ZM93 186V185H92ZM102 186V185H101ZM132 186V185H131ZM8 187V186H7ZM40 187V186H38ZM57 188V186H55ZM89 187V186H88ZM94 187V186H93ZM96 187V186H95ZM237 187V186H236ZM246 187V186H245ZM5 188V187H4ZM17 188V187H16ZM22 188V187H19ZM18 188V189H19ZM24 188V187H23ZM29 188V187H28ZM31 188V187H30ZM54 188V190L56 189ZM92 188V187H91ZM90 188V189H91ZM151 188V187H149ZM199 188V187H198ZM210 188V187H209ZM14 189V188H13ZM25 189V188H24ZM27 189V188H26ZM36 189H38L36 187ZM34 189V190H36ZM59 189V188H58ZM57 189V190H58ZM63 189V188H62ZM66 190V188H64ZM69 189V188H68ZM74 189V188H73ZM60 190V189H59ZM62 190L63 193H65ZM72 190V189H71ZM76 189H74L75 191ZM92 190V189H91ZM95 190V189H94ZM73 191V190H72ZM107 191V190H106ZM221 191V190H220ZM9 192V191H8ZM26 192V190H25ZM57 192V191H55ZM97 192V191H96ZM171 192V191H170ZM249 192V191H248ZM41 193V191H40ZM62 193V196L64 195ZM130 193V191H129ZM188 193V192H187ZM29 194V193H28ZM28 194H25L24 196H22V198H26L28 196ZM60 194V193H58ZM57 194V195H58ZM197 194V193H196ZM38 195V194H37ZM41 195V194H40ZM56 195V196H57ZM61 195V194H60ZM74 195V193H73ZM95 195V194H94ZM178 195V194H177ZM208 195V194H206ZM247 195V194H246ZM14 196V195H13ZM20 196V197H21ZM59 196V195H58ZM61 196V197H62ZM67 199H68V195ZM93 196V195H92ZM153 196V195H152ZM11 197V196H10ZM55 197V196H54ZM54 197H52L54 199ZM60 197V196H59ZM96 197V196H95ZM139 197V196H137ZM146 198V196H144ZM143 197V198H144ZM156 197V196H155ZM183 197V196H182ZM247 197V196H246ZM35 197H33L34 199ZM41 198V197H40ZM152 198V197H151ZM203 198V197H202ZM250 198V197H249ZM58 199V198H57ZM60 199V198H59ZM58 199V200H59ZM66 199V198H65ZM200 199V198H199ZM24 200V199H23ZM52 200V199H51ZM56 201V199H54ZM153 200V199H152ZM161 200V199H160ZM168 200V199H167ZM183 200V199H182ZM18 201V199H17ZM64 201V200H63ZM62 201V202H63ZM66 201V200H65ZM64 201V203H65ZM193 201V200H192ZM7 202V201H6ZM43 202V201H42ZM39 201V204L41 203V205L44 203H42ZM61 202V201H60ZM92 202V201H91ZM129 202V201H128ZM147 202V201H146ZM168 202V201H167ZM184 202V201H183ZM197 202V201H196ZM23 203V202H22ZM26 203V202H25ZM38 203V202H37ZM54 202H52L53 204ZM64 203H62L64 205ZM131 203V202H130ZM176 203V202H175ZM180 203V202H179ZM194 203V202H193ZM204 203V202H203ZM208 203V202H207ZM92 204V203H90ZM149 204V203H148ZM147 204V205H148ZM157 204V203H156ZM198 204V203H197ZM228 204V203H227ZM56 205H60L59 203ZM67 205V204H66ZM158 205V204H157ZM207 205V204H206ZM257 205V204H256ZM1 206V203H0ZM45 206V205H43ZM61 206V205H60ZM197 206V205H196ZM204 206V205H203ZM49 207V206H48ZM53 207V206H50ZM62 207V206H61ZM149 207V206H148ZM153 207V206H152ZM22 208V207H21ZM39 208V207H37ZM42 208V207H40ZM64 208V207H63ZM71 208V207H70ZM97 208V207H96ZM154 208V207H153ZM192 208V207H191ZM30 209V208H29ZM50 209V208H49ZM52 209V208H51ZM68 209V208H67ZM152 209V208H151ZM36 210V209H35ZM33 209V211H35ZM39 210V209H38ZM37 210V211H38ZM62 210V208L60 209ZM154 210V209H152ZM207 210V209H206ZM36 211V212H37ZM42 211V210H41ZM38 211V212H41ZM54 211V210H53ZM69 211V210H68ZM73 211V210H72ZM70 211V212H72ZM92 211V210H91ZM194 211V210H193ZM35 212V213H36ZM67 212V211H66ZM95 212V211H93ZM92 212V213H93ZM99 212V211H98ZM105 212V211H103ZM259 212V211H258ZM43 213V212H42ZM52 213V212H51ZM74 213V212H73ZM71 213V214H73ZM91 213V212H90ZM91 213V215H92ZM222 213V212H221ZM251 213V212H250ZM38 214V213H37ZM36 214V215H37ZM184 214V213H183ZM188 214V213H187ZM186 214V215H187ZM194 214V213H193ZM27 215V214H25ZM24 215V216H25ZM30 215H32L30 213ZM34 215V214H33ZM53 215V214H52ZM90 215V216H91ZM135 215V213H134ZM142 215V214H141ZM148 215V214H147ZM237 215V214H236ZM23 216V217H24ZM72 216V215H71ZM93 216V215H92ZM114 216V215H113ZM239 216V215H238ZM244 216V215H243ZM249 216V215H248ZM251 216V215H250ZM7 217V216H6ZM37 217V216H36ZM53 217V216H52ZM56 217V216H55ZM86 217V216H85ZM111 217V216H110ZM119 217V216H118ZM155 217H157L155 215ZM200 217V216H199ZM259 217V216H258ZM257 217V218H258ZM80 218V217H78ZM77 218V219H78ZM109 218V217H108ZM158 218V217H157ZM171 218V217H170ZM174 218V217H173ZM241 218V216H240ZM253 218V217H251ZM255 218V217H254ZM24 218H22L23 220ZM42 219V218H41ZM71 219V218H70ZM68 218V220H70ZM83 219V218H82ZM87 220V217L85 218ZM121 219V218H120ZM153 219V218H152ZM167 219V218H166ZM52 220V219H51ZM114 220V219H112ZM123 220V219H122ZM154 220V219H153ZM224 220V219H223ZM261 220V219H260ZM20 221V220H19ZM33 222L35 220H32ZM85 222V220H83ZM82 221V222H83ZM143 221V220H142ZM152 221V220H151ZM159 221V220H158ZM166 221V220H165ZM238 221V219H237ZM240 221V220H239ZM47 222V219H46ZM54 222V221H53ZM69 222V221H68ZM79 222V221H78ZM76 221V223H78ZM111 222V221H110ZM134 222V221H133ZM154 222V221H153ZM245 222V221H244ZM259 222V221H258ZM262 222V221H261ZM70 223V222H69ZM80 223V222H79ZM86 223V222H85ZM88 223V222H87ZM86 223V224H87ZM131 223V222H130ZM136 223V222H135ZM189 223V222H188ZM58 224V223H57ZM60 224V223H59ZM67 224V221H66ZM81 224V223H80ZM151 224V223H150ZM21 225V224H20ZM39 225V223H38ZM64 225V224H63ZM88 225V224H87ZM110 225V224H109ZM113 225V224H112ZM125 225V224H123ZM175 225V224H173ZM262 225V224H261ZM15 226V225H14ZM40 226V225H39ZM55 226V225H54ZM65 226V225H64ZM70 226V225H68ZM106 226V225H105ZM118 226V225H117ZM120 226V225H119ZM122 226V225H121ZM120 226V227H121ZM168 226V225H167ZM260 226V224H259ZM264 226V225H263ZM50 227V226H49ZM111 227V226H110ZM119 227V228H120ZM127 227V225H126ZM165 227V226H164ZM180 227V226H179ZM192 227V226H191ZM261 227V226H260ZM14 228V227H13ZM43 228V227H42ZM51 228V227H50ZM117 228V227H116ZM167 228V227H166ZM239 228V227H238ZM242 228V227H241ZM246 228V227H245ZM262 228V227H261ZM48 229V228H47ZM73 229V228H72ZM86 229V228H85ZM110 229V228H109ZM108 229V230H109ZM112 229V228H111ZM115 229V228H114ZM113 229V230H114ZM124 228H122L123 230ZM127 229V228H126ZM143 229V228H142ZM142 229H140L139 232L142 231ZM185 229V228H184ZM264 229V227H263ZM49 230V229H48ZM47 230V231H48ZM53 230V229H52ZM75 230V229H74ZM128 230V229H127ZM132 230V229H131ZM172 230V229H171ZM245 230V229H244ZM250 230V229H249ZM252 230H254L252 228ZM50 231V230H49ZM72 231V230H71ZM101 231V230H100ZM110 231V230H109ZM125 232V230H123ZM133 231V230H132ZM154 231V230H153ZM218 231V230H217ZM243 231V230H242ZM247 231V229L245 230ZM251 231V230H250ZM249 231V232H250ZM256 231V230H254ZM253 231V232H254ZM44 232V231H43ZM68 232V230H67ZM66 232V233H67ZM76 232V231H75ZM129 232V231H128ZM188 232V231H187ZM192 232V231H191ZM195 232V231H194ZM192 232L190 235L193 237V233ZM45 233V232H44ZM59 233V232H58ZM65 233V231H64ZM63 233V234H64ZM104 233V232H103ZM123 233V232H122ZM131 233V231H130ZM215 233V232H214ZM245 233V232H244ZM252 233V232H251ZM257 233V232H256ZM50 234V233H48ZM56 234V233H55ZM60 234V233H59ZM62 234V235H63ZM73 234V232H72ZM77 234V233H76ZM99 234V233H98ZM109 234V233H108ZM132 234V233H131ZM174 234V233H173ZM249 234V233H246ZM260 234V232H259ZM263 234V233H262ZM61 235V234H60ZM127 235V234H126ZM129 235V234H128ZM150 235V234H149ZM195 235V234H194ZM214 235V234H213ZM250 235V234H249ZM247 235V236H249ZM258 235V233L256 234ZM16 236V234H15ZM53 236V235H52ZM57 236V235H56ZM55 236V237H56ZM67 236V235H66ZM77 236V235H76ZM75 236V237H76ZM114 236V234H113ZM125 236V234H124ZM175 236V235H174ZM184 236V235H183ZM191 236H189L188 238H190ZM218 236V235H217ZM263 237V235H260ZM49 237V236H48ZM61 237V236H60ZM191 237V238H192ZM209 237V236H208ZM220 237V236H219ZM253 237V236H251ZM52 238V237H51ZM54 238V236H53ZM111 238V237H110ZM133 239V236L131 237ZM147 238V237H146ZM186 238V237H185ZM190 238V239H191ZM213 238V237H212ZM217 238V237H216ZM264 238V237H263ZM48 239V238H46ZM72 239V238H71ZM99 239V238H98ZM126 239V238H124ZM137 239V237H136ZM149 239V238H148ZM163 239V238H162ZM195 239V238H194ZM250 239V238H249ZM258 239V238H257ZM260 239V238H259ZM44 240V239H43ZM49 240V239H48ZM127 240V239H126ZM150 240V239H149ZM189 240V239H188ZM220 240V239H219ZM73 241V240H72ZM100 241V239H99ZM98 241V242H99ZM137 241V240H136ZM139 241V240H138ZM191 241H193V239H191ZM191 241H189L191 243ZM216 241V240H215ZM226 241V240H225ZM254 241V240H253ZM256 241V238H255ZM259 241V240H258ZM261 241V240H260ZM264 241V240H263ZM262 241V242H263ZM50 242V241H49ZM102 242V241H101ZM105 242V241H104ZM104 242H102L104 244ZM143 242V241H142ZM184 242V241H183ZM186 242V241H185ZM210 242V241H209ZM219 242V241H217ZM234 242V241H233ZM92 243V242H91ZM100 243V242H99ZM106 243V242H105ZM133 243V242H132ZM136 243V242H135ZM134 243V244H135ZM157 243V242H156ZM188 243V244H190ZM221 243V242H220ZM219 243V244H220ZM225 243V242H224ZM246 243V242H245ZM253 243V242H252ZM255 243V242H254ZM258 243V242H257ZM107 244V243H106ZM127 244V243H126ZM144 246H147L148 249V244L146 245V243L144 242ZM150 244L149 243V248H150ZM187 244V243H186ZM223 244V243H222ZM237 244V243H236ZM251 244V243H250ZM262 244V243H261ZM83 244H81L82 246ZM131 244H129L130 246ZM141 245V244H140ZM153 245V244H152ZM206 245V243H205ZM210 245V244H209ZM212 245V244H211ZM210 245V246H211ZM225 245V244H224ZM256 245V244H255ZM88 246V245H87ZM93 246V245H92ZM104 246V245H103ZM128 246V244H127ZM132 246V245H131ZM184 246V244H183ZM208 246V245H207ZM217 246V245H215ZM223 246V245H222ZM232 246V245H231ZM254 246V245H253ZM260 246V245H259ZM140 247V246H139ZM182 247V246H180ZM251 247V246H250ZM61 248V247H60ZM59 248V249H60ZM93 248V247H92ZM104 248V247H103ZM138 248V247H137ZM146 248V247H145ZM145 248H141V250L143 251V249ZM189 248V247H188ZM221 248V247H220ZM227 248V247H226ZM246 248V247H245ZM255 248V247H254ZM259 248V247H257ZM10 248H8L9 250ZM89 249V248H86ZM95 249V246H94ZM106 248H104L105 250ZM110 249V248H109ZM178 249V248H177ZM186 249V248H185ZM192 249V248H191ZM252 249V247H251ZM102 250V249H101ZM146 250V249H145ZM222 250V249H221ZM225 250V249H224ZM255 250V249H254ZM259 250H261V254H262V248H260ZM11 251V249H10ZM135 251L137 252V250L135 249ZM185 251V250H184ZM7 252V251H6ZM9 252V251H8ZM106 253L103 252H99L98 255H101V257H103V255H111L110 251H105ZM147 251H145L146 253ZM173 252V251H172ZM255 252V251H254ZM264 252V250H263ZM3 253V252H2ZM141 253V252H140ZM144 253V252H142ZM229 253V252H228ZM227 253V254H228ZM60 254V253H58ZM114 254V253H113ZM134 254V253H133ZM130 255V256H133ZM232 254V253H231ZM255 254V253H254ZM253 254V256H254ZM260 255V253H257ZM5 255V254H4ZM9 255L10 258V254L7 253L5 255V257ZM56 255V254H55ZM54 255V256H55ZM125 255V254H124ZM185 255V254H183ZM237 255V254H236ZM1 256V255H0ZM3 256V255H2ZM53 256V254H52ZM221 256V255H220ZM230 256V255H229ZM233 256V255H232ZM231 256V257H232ZM262 258V255H260ZM4 257V256H3ZM74 257V256H73ZM100 257V258H101ZM251 257V256H250ZM249 257V260H250ZM7 258V257H6ZM142 258V257H140ZM189 258V257H188ZM235 258V257H234ZM3 259V258H2ZM0 258V261L2 260ZM50 259V258H49ZM55 259V257H54ZM78 259V258H77ZM22 260V259H21ZM24 260V259H23ZM22 260V261H23ZM51 260V259H50ZM59 260V259H58ZM114 260V259H113ZM225 260V259H224ZM245 260V259H244ZM248 260V259H247ZM257 260L260 261L258 258L255 259V261ZM5 261V260H4ZM26 261V260H24ZM49 261V260H48ZM56 261V260H55ZM54 261V262H55ZM167 261H170L167 260ZM178 261V260H177ZM262 261V260H261ZM20 262V261H19ZM50 262V261H49ZM48 262V263H49ZM232 262V261H231ZM245 262V261H244ZM25 263V262H24ZM143 263V262H142ZM187 263V261H186ZM255 263V262H254ZM4 264H7L4 263ZM20 264H22L20 262ZM27 264V263H26ZM104 264V263H103ZM161 264V263H160ZM168 264V263H167ZM251 264V263H250ZM253 264V263H252ZM263 264V263H262Z\"/></svg>",
	"mask_w": 264,
	"mask_h": 264
},
{
	"label": "snow or ice",
	"instance_id": "6c2138e0",
	"mask_svg": "<svg viewBox=\"0 0 264 264\" xmlns=\"http://www.w3.org/2000/svg\"><path fill=\"white\" fill-rule=\"evenodd\" d=\"M37 3V0H23V2H20V0H7L5 3V0H0V32H6L8 36H16L17 39H20L19 34H21L23 31H26L27 29H21L20 27H17L18 24H28V21L26 20H20L18 17L22 15L20 12V9H26L28 7L34 6ZM39 3L41 6H47L45 0H39ZM206 7H215L214 0L212 3H209L208 0H206L205 3ZM250 6L256 11H260V3L257 2V0H251ZM103 7L106 10L107 15H105L102 19L101 13L98 10L99 5L96 4V0H92V8L89 11V15L93 18L95 22V27L91 28L90 30L86 29L85 31L88 32L87 40L86 42L79 47L76 51H72L70 48L61 47L59 49H51L52 51L56 52L57 54L63 53L65 51H71V56L69 58L70 62H64L60 63L59 66L56 65V63L51 59L48 58V62L46 64H39L38 61L41 59L38 57V51L39 46H34L37 50L30 52L31 56V64L28 66L27 71L32 72L37 70L38 68L43 69V78L47 79L48 74L50 72H59L61 68L66 69H73L80 71L82 70L83 63L87 59V49L90 45H96L99 46L101 41L106 38L110 31H116L120 34L129 33L133 35V40L131 42L125 43L124 41H121V44H124L125 50L131 52L136 57H140V49H143L144 52L148 53L150 56V60L153 63L157 62H163L165 60L167 61H173V60H180L189 62L193 59L195 50L193 49L192 55L185 54L182 50H180L179 46H175L176 55L173 54V51H165L168 45L167 40L160 41V30L164 28V25L161 23L159 25L153 23L151 17L149 16L146 19H134V20H128L125 21L123 24H121V10H122V4L121 0H113L111 4L104 2ZM144 5L141 4L140 8L143 9ZM230 5L225 3L224 8H229ZM232 11L234 12V18L235 21L238 24V28L232 29V38L233 42L235 44L237 40V33L238 31L245 30L246 27H252L257 31H261L262 34H264V28H262L259 24L256 25H246L245 24V15L248 14V7H244L243 4L241 7H243V11L240 10V8L231 6ZM53 11H57L59 16L56 20L55 25L46 32L40 33V35L44 38L45 42L49 45L51 44L52 40H55L56 43L63 45L64 41L60 38L61 35L65 31H70L73 33L69 37L70 40L76 41L79 39V37L75 34V29L69 28L68 21H70L74 15L73 8L70 0H54V6L52 7ZM191 22V21H190ZM115 26L114 28L112 26ZM192 27L196 29L197 32L200 31V25L199 24H192ZM174 32V30H173ZM183 35V33H181ZM116 42L113 41V44ZM4 45L0 44V54L3 52ZM49 49H46L48 51ZM24 52H29V45L25 44L23 48ZM236 51L240 53L243 58L247 61L248 65L250 67H253L256 69L257 74H264V66L257 63L251 56L246 54L239 45H236ZM201 59L207 60L208 57L202 56ZM215 63V62H213ZM14 68L20 69L21 65L19 63L13 65ZM216 68L218 71H223L227 73H233L235 72V69L229 68V67H223L221 68L219 65H216ZM240 75H243V72L239 73ZM13 83V81L5 79V88L9 86V84ZM15 83L18 84V81ZM133 86L136 89H144L147 91H151L153 86L159 89V96L164 97L165 93H172L174 88L182 89L185 87V85H177L173 84L171 81L168 80H161L158 76H153L147 73L138 74L133 80L125 83H120L117 85L119 88H125L127 90H131ZM97 88L103 87L102 84H97ZM188 87H191L195 92L199 93L202 91L201 87L196 84L189 85ZM261 91L255 92L248 89L247 85L243 86V94L247 96L250 99L257 100L258 103H256V108L260 109L261 104L264 103V84L261 86ZM21 93H24V95H21L20 93H13V98L19 97L17 100V103H21L24 101L25 96L27 97L28 105L31 104V98H32V90L24 88L23 85H20ZM204 91V96L202 98L204 99H212V94L215 92L217 96H220L223 94V96L220 99H216L213 101L217 105L223 104L225 108L229 107L232 104L231 100H225L223 97H227L230 92H235L236 88L234 86L231 87H224L222 84L217 88L207 87ZM134 95L136 93H133ZM9 103H11V99H9ZM57 103H61V101H57ZM176 103L178 105L180 104H187V101H181L179 99L176 100ZM190 107H195L196 109H199L201 111H213L211 108H203L200 103L195 104H189ZM245 106L251 107V105H245L242 103L236 104V107L238 109H243ZM65 108L67 111H65ZM240 116H247L249 119H252L255 121V117H252L248 113H244L241 111ZM38 115V114H37ZM77 115L76 111L74 110V101L72 104H68L61 108V110L49 114L47 116L41 117L43 123L35 124L34 127L37 131L40 132L41 136L48 135L49 133L45 132V125H51L52 126V132L51 135H63L67 137L68 143L67 144H61L59 147L63 150L65 154L71 153L73 155V158L71 159L70 164H68L67 167L63 166H57L56 164H53V171L57 174L55 176H45L44 173L38 171L41 156L37 154L38 151L42 150L45 147V144L39 142V141H32L29 139V136L27 135L28 131L30 129L24 130V135L22 138H20L18 133V125L15 124L14 121H10L7 119V117H4V120L7 123L8 131L0 133V150H3L5 155L8 157L15 156L17 161L21 164V166L24 168L25 172L28 175H34L36 177L44 178L49 181H55L57 184H61L63 182H67L69 184L72 183L73 177L77 181L74 185L76 191L75 195H73V192L71 189H69L67 195L70 200V203L75 206V212L80 213L83 210H87L90 207V203L92 200V197L90 195L87 183H86V177L84 172V161H83V148L77 144V142L72 138L71 133V123L72 118ZM121 117L123 116V109L120 111ZM169 115H172V113H169ZM220 115V112H216V116L218 117ZM56 118H64V126L61 129L59 133L55 131V129L58 127V125L53 124V120ZM25 120H33L34 116L32 114H29L25 111L24 114ZM95 119V117L93 118ZM101 119H103L101 117ZM176 119H185L187 120V117H176ZM205 120H207V117H204ZM191 123V121H188ZM229 123L233 125L243 124L244 120L241 119H232L229 121ZM174 130V129H173ZM105 124L101 123L99 126V136L101 139L107 141V147H105L104 154L105 156H110L114 154L117 150V148L120 147V137H117L116 139H113L111 136H105ZM113 131H116L115 129ZM144 131L146 133L152 132V126L149 124ZM261 135H264V133H261ZM131 144L133 146L136 145V141L132 140ZM153 145L155 146V141H153ZM19 151H16V150ZM32 149H36L37 151H32ZM125 156L128 157L129 162L126 166L121 165L118 160L115 159L114 155L113 163L117 165V173L112 175L111 179L107 180L106 188L108 189H114L116 191L122 190L126 177L128 175L129 170H135V177L136 179L133 180V185L137 186V189L139 190L142 183L147 182V178L145 177L141 181V173L139 172V169L137 168V158L135 155H131L129 153L128 146L125 145L123 148ZM27 152L28 158L30 159V162H26L24 159L21 158V153ZM179 154H182V159L178 158L174 162L170 163L168 166L163 168V171L165 173H170L169 176V183L174 184L178 188H183V178L185 174H187L188 179L187 182L191 183L192 177H191V168L193 165V155L191 149L188 147L187 143L185 142L179 149ZM157 155H159V152H157ZM205 155L207 153L205 152ZM43 157L47 158V153H43ZM211 159V158H209ZM237 156L236 151L233 148L231 155L229 158L226 159V163L223 165V167H218L213 170L212 167L208 168V180L210 182V186L212 182L215 181L217 177L224 178L222 174H227V187L225 191H222L220 193V199L215 198V188L212 187L213 192V199L210 201V204L208 206V210L206 214L201 215L198 217V220L192 221V227L195 229V239L197 243L194 246V250L198 255V264H223V260L221 256L212 248L207 247L204 243V239L208 237L212 230L214 229L217 220L220 217V203L221 199H226L228 201V210H227V222L224 224V230L226 231V234L228 238H231V227H232V218L234 209L236 208L238 202L241 200L242 197L245 196V189L240 184L239 177L235 175L234 172V165L236 163ZM75 170V172L73 171ZM6 175V174H4ZM4 175H0V180L4 179ZM97 175H100L97 173ZM100 178L103 179L104 177L100 175ZM9 184L8 186L11 187V181L13 179L20 180L21 177H13L8 176L7 177ZM262 180H264V177H261ZM140 182V183H138ZM234 186H238L235 194H232V188ZM49 191L42 193L43 196V202L45 205H47L49 202H51V191H52V184L49 183L48 185ZM26 190V189H25ZM157 193L163 194V205H167V192L165 191V185L161 184L159 187L155 189ZM227 192V195L225 194ZM35 195V193H33ZM18 199V198H17ZM31 204H36L37 200L32 199L29 201ZM107 204V202H104ZM108 207L112 209H116L115 204L107 205ZM119 211L118 209H116ZM44 216L47 218L49 222H51V210L47 207L44 208ZM12 220L11 223H14L22 216V214L19 212V204L13 203L12 205ZM67 213L61 212L58 216H56L55 222L59 223L61 220V217L66 216ZM122 215V213H121ZM24 219H27V217H24ZM29 227L23 228V239L21 242L17 243L14 247V249L10 252V259L8 260V264H16L17 256L22 252V250H27L30 253V258H33L37 261V264H43L42 261L39 260V258L36 256V245L38 241V236L41 232V228L38 224L34 223L31 220H28ZM19 226V225H17ZM102 227L95 217H92L90 226L87 229V236L84 238L83 245L79 248L80 253V259L82 260L83 264H93V261L91 257H89L88 253L85 251V247L87 244L92 241L97 232L98 229ZM140 221H136V224L134 226V230L132 232V236L138 237L140 232ZM45 235H48L47 231L44 233ZM58 240H62L63 247L59 249V253L62 257L60 259L59 264H72V257L73 253L76 251L72 244L68 243L67 239H63L59 236H57ZM171 239L170 234L168 231L164 232V237L161 239L155 248L152 256L150 259L146 261V264H159V259L161 255V250L164 248L165 244ZM124 233H118L113 241L112 249L115 252L117 264H119V260L123 256V250H124ZM191 248V246H190ZM238 253H243L244 248L241 246L239 249H237Z\"/></svg>",
	"mask_w": 264,
	"mask_h": 264
}]
</instances>
